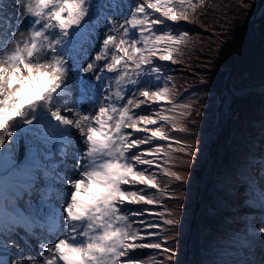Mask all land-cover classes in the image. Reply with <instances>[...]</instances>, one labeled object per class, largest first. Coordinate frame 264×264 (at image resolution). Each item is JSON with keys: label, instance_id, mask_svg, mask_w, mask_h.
Here are the masks:
<instances>
[{"label": "snow or ice", "instance_id": "1", "mask_svg": "<svg viewBox=\"0 0 264 264\" xmlns=\"http://www.w3.org/2000/svg\"><path fill=\"white\" fill-rule=\"evenodd\" d=\"M17 5L16 28L0 33V264H21L17 257L25 249L14 236L38 240L39 252L24 264H144L136 254L143 249L152 250L154 264H176L168 245L183 210L173 211L160 198L167 189L157 182V155L174 150L191 165L200 148L162 127L195 136L179 123L191 117L193 104L172 99L164 83L172 78L158 62L177 63L189 33L167 26L190 22L197 3ZM69 145L78 149L72 166L66 163ZM163 171L179 184L187 179ZM255 203L259 226L245 224L244 235L264 245V190Z\"/></svg>", "mask_w": 264, "mask_h": 264}, {"label": "rangeland", "instance_id": "2", "mask_svg": "<svg viewBox=\"0 0 264 264\" xmlns=\"http://www.w3.org/2000/svg\"><path fill=\"white\" fill-rule=\"evenodd\" d=\"M258 1L194 0L197 8L191 14L190 21L210 30L211 33V35H205L206 38L201 36L202 38L196 39L204 44V48H211V44L214 43L212 49L216 48L218 57L214 56L215 62L210 53H205L200 56L199 62H202L192 68L193 71L195 70L194 75L185 72H170L169 76L172 79L165 78L164 81L174 101L193 104L191 117L187 121L182 118L179 123L180 126L187 127L189 132L195 133V136L187 133H174L170 125H162V127L177 139L195 141L200 148L198 156L195 157V163L191 165L185 163L190 159L189 157L174 150H169L170 158L163 152L157 155V160L160 161V167L155 169L157 182L161 190L167 189L164 196L160 198L166 200L173 211L179 213L180 209L183 210L181 226L172 230L176 238L168 245L176 250V264H191L189 261L194 240L193 225L200 208L201 193L212 174H214V181L205 195V209L204 202L202 204L200 216L203 217L199 223L198 241L196 238L199 252L195 251L193 264H264V245L259 243L258 237L246 239L244 235L245 224L250 226L253 222H257L258 227V220L261 218L259 205L255 203V200L264 190V90L259 92L263 96L258 97L262 100L259 106L250 108V104L246 102L244 108L236 115L238 121L235 122V120L231 125L234 112L232 115L230 113L234 110L237 96L226 82L229 77L230 84L234 86L239 73L227 63L226 55H223L225 44L228 47L232 44L230 52L235 53L236 48L232 46L236 45L235 40L242 31L241 29L233 36L234 26L232 28L231 26L234 22L231 18L227 21L225 17L230 15L235 20L242 13V16L246 18L252 11V4ZM232 10L235 15L231 12ZM217 11L221 13L217 18L210 15L211 12L214 14ZM212 19H214L213 22H208ZM169 23L168 29L173 32L175 27H183L180 26L181 22ZM256 27L258 24H252L247 30L245 29L243 36H257ZM260 30L264 34L262 23H260ZM191 39L193 35L189 33L179 45L175 57L177 61L182 60L186 53L190 54L191 50L187 47ZM252 44L259 47L255 49V52L260 54L264 46L260 35L257 42H252ZM163 66L164 71L169 70L165 68V64ZM196 112H200L201 115L197 117ZM229 119L230 129L225 136L224 123ZM192 120L196 123H191ZM218 135L222 136L220 140ZM221 139L223 141L217 152L216 143L219 144ZM157 143L163 145L164 149H168L166 142H153L154 145ZM141 147L146 149L149 146ZM177 147L179 145H173V149ZM215 160H217L216 164ZM164 168L186 176L185 183L179 184L167 177L163 171ZM168 196H178L179 199L167 200ZM128 207L138 209L142 206ZM131 219L135 220L136 217ZM193 247L196 249L195 245ZM151 253L152 250L143 249L137 250L136 254L144 257V264H154Z\"/></svg>", "mask_w": 264, "mask_h": 264}, {"label": "trees", "instance_id": "3", "mask_svg": "<svg viewBox=\"0 0 264 264\" xmlns=\"http://www.w3.org/2000/svg\"><path fill=\"white\" fill-rule=\"evenodd\" d=\"M252 5H253L252 11L247 15L246 18L242 16V13L240 17L235 18V20L230 15L225 17L227 21L231 18L232 22H234V24L232 23L231 26V28L234 26L232 28L233 36H235L236 32H239L242 29V31H240L239 33V37L237 36L238 39L235 40V44H237L235 49L236 51L234 50L235 53L230 52L231 50L230 46L232 44H229V47L227 44H225L223 49V55H226L227 63L233 66L234 69H237L236 71H238L239 73L238 77L234 81V87L238 90L242 88L264 86V46H263V50L259 54L258 52H255V49L259 47L255 44H252V42H257L259 35L261 38V42L264 44V34L261 33L260 30V23H262V26L264 27V22H261L264 21V0H259L258 2L253 3ZM259 6L262 7V11L256 19L255 15L257 13V9ZM228 12H230V9H228ZM231 12H233V15H235L234 10H232ZM220 14L221 13L220 12L218 13L217 11V13L214 14L213 12H211L210 15L217 18V16H219ZM213 21L214 19L208 20V22H213ZM252 24L254 25L258 24V27H256V31L258 35L254 37H252L251 35L250 36L247 35V37L243 36L245 33V29L247 30L248 27H250ZM189 31H191L193 35V39L189 40L188 48H190L191 50L190 54L186 53L183 57L184 61L187 63V65L185 66L187 70L183 72L190 75H194L195 70L193 71L192 68L193 67L195 68L197 64H200L202 62V61L199 62L201 55L203 54L205 55V53H210L214 61H215L214 56L217 55H216V48L214 50L212 49V47H214V43L211 44L210 46L211 48H204L203 47L204 44H202L201 42L198 41V39H196L198 37L206 38L205 35H211L210 30L204 28L203 31L202 30L193 31V29H190ZM249 37L252 39L250 40ZM254 45L255 47H253ZM252 47H253V52L251 51ZM193 55H195V57ZM228 56H229V60H228ZM217 62H219V60H217ZM235 73L238 74L237 72ZM258 97H263V96L261 95V93H259L256 90H251L243 95L237 96L234 106V116L231 119V125H233V122L236 120L237 113L244 108L246 102L250 104L249 106L250 108L253 106H257V107L259 106L260 101L262 100L261 98ZM237 121L238 120H236L235 122Z\"/></svg>", "mask_w": 264, "mask_h": 264}, {"label": "bare ground", "instance_id": "4", "mask_svg": "<svg viewBox=\"0 0 264 264\" xmlns=\"http://www.w3.org/2000/svg\"><path fill=\"white\" fill-rule=\"evenodd\" d=\"M112 87H115V85H113ZM222 136L221 135H218V139L220 140V138H221ZM216 143V142H215ZM217 144V143H216ZM57 160L59 161V157H57ZM208 191V190H207ZM203 202H205V200H204V196H202V199H201V204H200V208H199V210H198V213H197V217H196V220H195V223H194V225H193V235H194V240H193V242H192V255H191V257H190V263L191 264H193V260H194V255H195V251H196V253L197 252H199V248H198V246H197V242H196V238H197V236H198V228H199V223H200V221H201V219H202V217L200 216V214H201V212H202V204H203ZM197 241H198V238H197ZM195 245V247H196V249H194V246Z\"/></svg>", "mask_w": 264, "mask_h": 264}, {"label": "water", "instance_id": "5", "mask_svg": "<svg viewBox=\"0 0 264 264\" xmlns=\"http://www.w3.org/2000/svg\"><path fill=\"white\" fill-rule=\"evenodd\" d=\"M256 16H258V13H257ZM226 83L229 84V86H230L229 77L227 78V82ZM225 130H226L225 132L227 133V130H228V121L226 122Z\"/></svg>", "mask_w": 264, "mask_h": 264}]
</instances>
